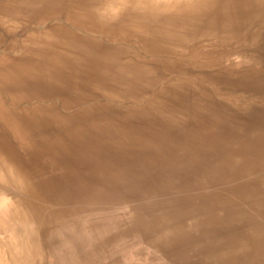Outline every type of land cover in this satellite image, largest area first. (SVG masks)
<instances>
[{
    "label": "bare ground",
    "instance_id": "bare-ground-1",
    "mask_svg": "<svg viewBox=\"0 0 264 264\" xmlns=\"http://www.w3.org/2000/svg\"><path fill=\"white\" fill-rule=\"evenodd\" d=\"M263 13L0 0V264H264L262 75L223 65Z\"/></svg>",
    "mask_w": 264,
    "mask_h": 264
},
{
    "label": "rangeland",
    "instance_id": "rangeland-1",
    "mask_svg": "<svg viewBox=\"0 0 264 264\" xmlns=\"http://www.w3.org/2000/svg\"><path fill=\"white\" fill-rule=\"evenodd\" d=\"M254 18H252V22L250 20H242V23L239 24L240 26L238 30L236 29L237 32L233 33V34H237L239 37L235 39V41L228 46V49H230L227 51V53L229 54V59L225 60L223 62L224 63L223 65H225L226 67H231L233 69L235 68L241 69L244 67H251V68L254 67V69H258L257 71L262 75L261 78L259 80L251 81L250 83H253L256 86H261V85H264V81H263L264 80V13L259 14L257 17L254 16ZM223 34H226V32H223ZM203 35L205 34H202V36ZM206 35H207V38H204V41L207 42V45L209 44L211 45L212 43H213L212 45H215L216 43L223 42L222 39H219V34H217V30L215 29L213 30L211 29V31L210 32L208 31ZM225 50L221 51V54H223ZM222 77H221L222 82L220 83V86L223 88L222 91L230 92L228 90L230 87L225 85L223 81L232 80V79H227V78H222ZM240 81L242 83H248L244 80H240ZM235 82L239 86H237L238 87L237 90L233 91L234 97L240 96V94L256 95V93H254L253 91L255 90V86L253 85L246 86L244 84H240L239 81H236V80ZM247 87L252 88L253 90H250ZM241 88H244V89H241ZM235 91H238L237 94L235 93ZM244 91H247L248 93H244ZM261 94L259 96L256 95L254 97L256 101L259 100L258 101L259 103H262L264 101V91ZM219 97H221L220 99L223 102H227L228 104L232 106L236 105L235 98H233L232 96L226 97L225 95H220ZM239 105L241 107L245 105V103H242V105L241 104ZM246 120L249 121V119H246ZM127 209L128 208H126L124 212H127ZM127 242L129 244H127L128 247L123 253V256L126 255L127 259H129L130 258L129 254H131L130 252L134 250V246H131V245H134L135 243L138 244L139 241L136 240V238L132 240H129V238H127ZM139 245L143 246L142 244H139Z\"/></svg>",
    "mask_w": 264,
    "mask_h": 264
}]
</instances>
